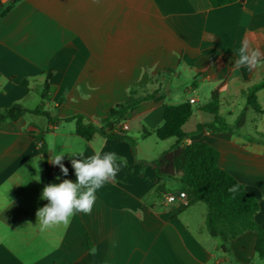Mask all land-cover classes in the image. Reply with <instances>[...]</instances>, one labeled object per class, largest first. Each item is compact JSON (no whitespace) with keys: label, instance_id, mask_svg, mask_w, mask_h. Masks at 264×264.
<instances>
[{"label":"crops","instance_id":"obj_1","mask_svg":"<svg viewBox=\"0 0 264 264\" xmlns=\"http://www.w3.org/2000/svg\"><path fill=\"white\" fill-rule=\"evenodd\" d=\"M9 3L0 0V8ZM245 43L264 52V0L216 7L208 0L16 2L0 19V109L40 105L51 117L80 114L99 124L131 89L162 99L140 102L122 122L134 149L99 134L85 140L75 134L74 121L51 125L26 114L0 122V264H264L254 250V231L232 239L225 255L221 240L206 230L205 205L178 181L158 176L151 164L174 143V137L160 140L153 133L163 124L164 104L194 99L182 125L192 133L185 142L218 151V167L257 199L255 222L264 231V88L256 92L259 113L243 93L264 78V65L235 67ZM45 82L50 90L41 99ZM212 91L226 124L244 111L239 129L196 130L213 120L199 109ZM39 133L47 162L34 139ZM81 150L85 158L114 152L126 163L95 192L90 213L74 211L67 225L42 229L36 212L49 203L41 199L43 189L76 182L71 160L80 157L71 153ZM61 153L67 176L50 163ZM37 159L38 168L31 163ZM46 167L53 181L46 179ZM161 171L175 175L168 163ZM179 190L190 202L183 208L165 202L166 194Z\"/></svg>","mask_w":264,"mask_h":264},{"label":"trees","instance_id":"obj_2","mask_svg":"<svg viewBox=\"0 0 264 264\" xmlns=\"http://www.w3.org/2000/svg\"><path fill=\"white\" fill-rule=\"evenodd\" d=\"M18 1L20 0H10L6 7L0 8V19ZM208 1L213 7H216L235 0ZM19 84L22 87H26L27 80L22 79ZM262 88H264V78L243 91L246 95V105L251 107L256 113L260 112L256 92ZM49 90L50 85L45 82L43 90L40 92L41 99L47 98ZM148 99L161 100L162 97L157 94L136 96L132 89L129 90L128 98L111 107L99 124L85 122L80 114L59 119L51 117L40 105L30 110L20 104H13L7 108L0 109V122L15 121L26 114L41 115L45 118L47 124L51 125L74 121L75 134L85 140H89L93 135L99 134L115 141H127L131 148L134 149L135 140L127 135L125 130L121 129L120 124L125 121L126 116L140 102ZM218 106V94L216 91H212L209 99L200 105L199 109L211 114L213 120L208 123L198 124L196 126L197 131L206 129L211 132H232L244 124V111L238 115L230 126L219 116ZM191 113L192 108L188 101L179 104H164L163 124L155 128L153 133L160 140L170 137H174L175 140L169 149L151 164L158 176L166 175V177L178 181L184 188L190 190L194 201L202 202L205 205L204 222L206 230L211 236L218 237L221 240V250L225 255L228 256L230 253L228 244L232 239L245 231H254L256 233L254 242L255 253L259 258L264 259V231L255 222V215L259 209L258 201L233 176L218 167L219 153L215 148L205 142H185L186 139L191 137L192 133L183 131L182 125L189 119ZM147 133L149 132H144L142 135L144 136ZM34 139L38 145V153L47 162L43 135L39 133ZM167 163L172 166L175 175L164 174L161 171V168ZM45 174L48 181H53L49 175L48 167H46ZM230 189L233 190L230 191Z\"/></svg>","mask_w":264,"mask_h":264},{"label":"clouds","instance_id":"obj_3","mask_svg":"<svg viewBox=\"0 0 264 264\" xmlns=\"http://www.w3.org/2000/svg\"><path fill=\"white\" fill-rule=\"evenodd\" d=\"M264 65V52L258 49L252 50L245 43L240 49V55L235 62V67ZM64 153L53 154L50 163L59 166L61 172L67 176L68 168L62 163ZM79 159H72L71 164L75 170L76 182L65 179L59 184H48L44 187L41 199L49 203L39 208L36 212L38 222L42 229H48L55 225L69 223L74 211L90 213L95 201V192L105 183L116 179L117 173L126 162L116 156L114 152L101 155L84 157L83 150L71 153ZM31 161L38 168V161ZM59 179V177H57ZM39 182L38 179H36ZM233 189H230L232 191Z\"/></svg>","mask_w":264,"mask_h":264},{"label":"built area","instance_id":"obj_4","mask_svg":"<svg viewBox=\"0 0 264 264\" xmlns=\"http://www.w3.org/2000/svg\"><path fill=\"white\" fill-rule=\"evenodd\" d=\"M189 103H193L194 99L190 98L188 100ZM120 127L122 130H127V125L125 123H121ZM165 202L167 204H178L179 207L183 208L190 204L187 193L184 190H179L175 193H168L165 195Z\"/></svg>","mask_w":264,"mask_h":264},{"label":"rangeland","instance_id":"obj_5","mask_svg":"<svg viewBox=\"0 0 264 264\" xmlns=\"http://www.w3.org/2000/svg\"><path fill=\"white\" fill-rule=\"evenodd\" d=\"M200 101H203V96H201V95H200ZM193 107H195V105H193ZM153 138H155V137H153ZM170 140L174 141V138H172ZM199 204H201L200 206H204L203 203H199Z\"/></svg>","mask_w":264,"mask_h":264}]
</instances>
